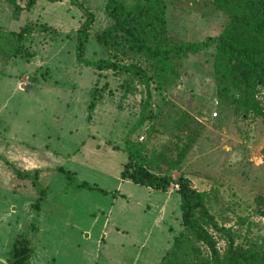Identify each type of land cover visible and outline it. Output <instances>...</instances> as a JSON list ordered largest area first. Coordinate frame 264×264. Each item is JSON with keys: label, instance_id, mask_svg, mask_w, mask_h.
<instances>
[{"label": "rangeland", "instance_id": "1", "mask_svg": "<svg viewBox=\"0 0 264 264\" xmlns=\"http://www.w3.org/2000/svg\"><path fill=\"white\" fill-rule=\"evenodd\" d=\"M16 1L24 6L25 0ZM75 1L93 15L84 57L136 62L153 79L152 119L130 136L143 147L149 170L186 177L207 193L208 212L230 228L235 244L264 252V125L215 97L211 49L182 59L175 65L176 76L157 73L139 57L122 59L97 44L95 34L108 24L106 0ZM121 1L127 7L134 2ZM164 2L171 41L216 36L227 20L211 0ZM82 18L67 0H38L29 10L0 0V30L30 27L21 54L7 61L0 57V264H7L11 245L22 239L31 249L30 264L104 262L115 254V239L132 244L133 249H125L131 259L136 254L133 264L154 257L147 256V249L156 255V264L182 230L173 184L153 190L119 178L126 161L123 138L138 116L144 91L133 79L124 95L125 75L74 63V35ZM91 95L96 103L86 119ZM263 99L260 89L256 100L262 104ZM191 134L193 143L178 168L167 169L156 154L172 156L174 145ZM12 168L30 176L37 171L45 193L38 213L31 208L35 188L29 179L15 177ZM79 182L116 194L74 187ZM215 241L221 252L224 242Z\"/></svg>", "mask_w": 264, "mask_h": 264}, {"label": "trees", "instance_id": "2", "mask_svg": "<svg viewBox=\"0 0 264 264\" xmlns=\"http://www.w3.org/2000/svg\"><path fill=\"white\" fill-rule=\"evenodd\" d=\"M4 1L15 10H29L38 0H25L22 8L16 0ZM44 1L55 3L64 0ZM67 1L83 17L74 35V63L96 72L110 71L125 75L124 95L130 91L133 79L139 80L142 85L144 92L138 116L127 129L122 142L126 161L119 178L153 190H164L170 184L176 188L182 230L172 238L158 264H264V252L235 244L230 228L215 221L208 212L205 191L195 189L182 175L173 179L149 170L150 164L143 155V147L135 144L130 136L145 121L152 119L149 83L153 79L136 62L86 59L84 51L93 15L77 1ZM210 3L227 17L222 29L216 36L186 42L171 41L166 36L164 0H134L130 7L121 0H106L103 12L108 24L95 34L94 39L102 48L119 54L122 59L139 57L148 62L154 68L153 71L173 76H176L175 65H179L182 59L211 49L210 65L215 97L220 101L229 100L241 116L258 117L264 125V99L262 104L256 100L259 90L264 92V0H211ZM29 32L30 27H22L18 32L0 30V57L7 61L20 55L22 41ZM95 103L96 97L91 95L86 107V119H89ZM193 140V134L184 135L181 143L174 145L172 156L164 152L156 156L167 169L176 170ZM261 156L264 161V146ZM62 172L64 175L71 174L69 171ZM12 174L30 180L37 194L31 208L38 213L45 193L37 182V171H33L30 176L27 172L12 168ZM74 187L112 197L116 194L114 190L106 191L85 182L76 183ZM216 238L224 242L221 252L216 248ZM30 254L27 240L16 241L11 245L7 264H30Z\"/></svg>", "mask_w": 264, "mask_h": 264}, {"label": "crops", "instance_id": "3", "mask_svg": "<svg viewBox=\"0 0 264 264\" xmlns=\"http://www.w3.org/2000/svg\"><path fill=\"white\" fill-rule=\"evenodd\" d=\"M115 240L116 241L113 240L115 243L112 241L113 245H116V249L114 251L115 254L112 255L113 258H108L107 257L104 262L105 263L107 262L109 264H133L134 261H135V258H136V254L134 255V258L131 259V257H129V254H127L128 253L127 250L125 249V246H131V248L133 249L132 244L131 243L130 244L129 243L125 244V241H123V240L120 241L119 239H115ZM168 247H169V244L164 250H167ZM151 250L152 249H147V252H150L149 254L146 253V254H148L147 256L148 257H150V256L151 257L152 256L155 257L156 255H153L151 253ZM162 254L163 253L160 254V258L162 257ZM154 257L147 258L146 260L143 259L142 263L143 264H155V261L153 262V258ZM104 262L103 261H99L98 259L92 260V264H98V263H104ZM122 262H124V263H122ZM158 262H159V259L156 261V264H158Z\"/></svg>", "mask_w": 264, "mask_h": 264}, {"label": "built area", "instance_id": "4", "mask_svg": "<svg viewBox=\"0 0 264 264\" xmlns=\"http://www.w3.org/2000/svg\"><path fill=\"white\" fill-rule=\"evenodd\" d=\"M215 114H213L212 116H214ZM142 138L141 137H139V140H141Z\"/></svg>", "mask_w": 264, "mask_h": 264}]
</instances>
